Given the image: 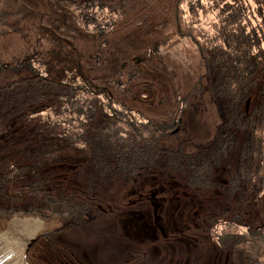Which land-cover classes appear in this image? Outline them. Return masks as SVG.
<instances>
[{
  "label": "rangeland",
  "instance_id": "374dc122",
  "mask_svg": "<svg viewBox=\"0 0 264 264\" xmlns=\"http://www.w3.org/2000/svg\"><path fill=\"white\" fill-rule=\"evenodd\" d=\"M81 1L0 0L1 9L14 15V30L0 44L5 66L0 89L21 78L44 75L94 89L106 113L127 104L135 120L146 116L155 122L180 123L164 142L156 166L133 183L112 179L98 182L92 191L88 179L93 163L67 145L62 134L51 132L46 106L0 120V160L6 158L12 165V192L20 186V167L52 149L58 152L55 160H46L42 168L51 188L74 192L92 204L91 216L78 228H66L58 220L0 218V264H241V252L221 246L217 235L227 223L240 229L264 223V192L252 186L231 189L239 154L215 167L216 185L209 190L190 188L183 174L167 168L164 161L180 146L187 153L212 146L226 112L225 100L206 89L189 107L176 106L205 71H199L198 59L178 49L158 50L159 22L167 17L164 6L143 0L151 15L139 8V23L133 29L100 43L80 18ZM129 52L143 64L139 75L118 93L112 78ZM203 82L208 86L209 78L204 76Z\"/></svg>",
  "mask_w": 264,
  "mask_h": 264
},
{
  "label": "trees",
  "instance_id": "16d2710c",
  "mask_svg": "<svg viewBox=\"0 0 264 264\" xmlns=\"http://www.w3.org/2000/svg\"><path fill=\"white\" fill-rule=\"evenodd\" d=\"M142 1L83 0L79 15L100 43H108L139 23L136 14L140 10L151 15ZM150 1L164 6L167 13L159 22L158 50L178 49L182 55L198 59L199 71H205L199 72L192 89L177 99L176 106L189 107L192 98L206 89L226 102L213 145L194 153H187L182 146L170 150L164 160L166 167L182 173L190 188L209 190L216 185L215 167L238 153L240 160L230 178L231 189L245 191L252 186L263 193L264 0ZM13 16L0 7V44L14 30ZM142 64L132 53L125 54L111 82L118 93L139 75ZM4 67L0 48V71ZM204 76L209 78L208 86L204 85ZM43 106L47 107L51 132L62 134L67 145L93 163L88 179L92 191L98 182L112 179L133 183L144 170L156 166L164 142L180 123L175 119L155 122L146 116L135 120L127 104H121L122 110L106 113L94 89L44 75L21 78L0 89V120ZM57 154L52 149L42 150L33 163L20 167V186L14 192L12 165L6 158L0 160V218L58 220L66 228L86 223L92 213L91 202L74 192H57L43 175L44 162H53ZM225 225L217 235L221 246L236 247L242 254L241 264H264V223L250 229H240L234 223Z\"/></svg>",
  "mask_w": 264,
  "mask_h": 264
}]
</instances>
